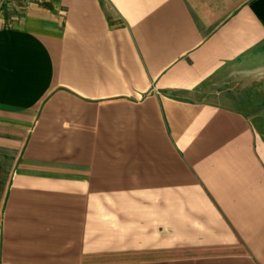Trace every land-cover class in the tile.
<instances>
[{
  "label": "crops",
  "instance_id": "0c3cea01",
  "mask_svg": "<svg viewBox=\"0 0 264 264\" xmlns=\"http://www.w3.org/2000/svg\"><path fill=\"white\" fill-rule=\"evenodd\" d=\"M256 1L0 0V264H264Z\"/></svg>",
  "mask_w": 264,
  "mask_h": 264
},
{
  "label": "rangeland",
  "instance_id": "374dc122",
  "mask_svg": "<svg viewBox=\"0 0 264 264\" xmlns=\"http://www.w3.org/2000/svg\"><path fill=\"white\" fill-rule=\"evenodd\" d=\"M202 93L207 100L253 116L254 123L264 130V65L223 73Z\"/></svg>",
  "mask_w": 264,
  "mask_h": 264
},
{
  "label": "trees",
  "instance_id": "16d2710c",
  "mask_svg": "<svg viewBox=\"0 0 264 264\" xmlns=\"http://www.w3.org/2000/svg\"><path fill=\"white\" fill-rule=\"evenodd\" d=\"M254 9L258 17L264 23V0H257L254 4Z\"/></svg>",
  "mask_w": 264,
  "mask_h": 264
}]
</instances>
